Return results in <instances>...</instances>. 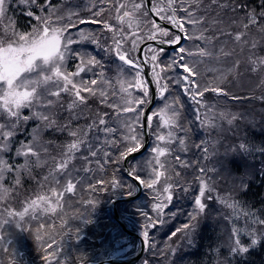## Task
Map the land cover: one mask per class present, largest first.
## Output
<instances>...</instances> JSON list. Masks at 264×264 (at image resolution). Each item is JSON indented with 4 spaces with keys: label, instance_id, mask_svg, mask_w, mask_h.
Instances as JSON below:
<instances>
[{
    "label": "trees",
    "instance_id": "obj_1",
    "mask_svg": "<svg viewBox=\"0 0 264 264\" xmlns=\"http://www.w3.org/2000/svg\"><path fill=\"white\" fill-rule=\"evenodd\" d=\"M70 1L73 2V0ZM118 1L123 3V0H97L96 4L97 6L101 5L104 15H107L110 10L114 12ZM129 1L132 2V0ZM45 2L46 0H36L35 3L30 4L32 6L30 7L27 4H21L19 0L10 1L7 14L14 24V29L19 33H29L35 21H32L26 11L37 14L38 9ZM51 2L53 5H58L61 1L51 0ZM130 3L128 2L127 5L129 6ZM219 5L222 6L210 4V0H201L200 7L193 5V10L197 16L209 15L213 17L216 15L227 19L228 23L242 21V24L238 23V29H233V35H226L228 38H233L236 32L253 28L254 25L248 29L243 27L249 15H255L258 22H264V15H261L264 13V0H219ZM84 12L87 16L86 9ZM178 12L180 10L177 11V16ZM144 19L151 20L149 15ZM74 22L79 21L75 20ZM108 23L110 24V22ZM147 26L146 23L143 29ZM79 27H86V25ZM115 27L120 28L121 25L117 23ZM123 30L130 37L129 41L123 45L124 49L128 50L131 48L130 44L133 37L126 25H123ZM175 35L169 32L167 38H159L162 41H171ZM103 49L101 48V53ZM88 51L92 52L93 50L89 49ZM101 53L97 56L102 60L104 56ZM177 53L179 54V51H164L162 55H159L158 63L172 64L174 59L179 60V56H174ZM170 55L173 56L170 57ZM133 58H136V53ZM109 60L110 58H108L107 64ZM148 62L150 63L151 60L149 59ZM237 66L238 70L234 71L236 76H233L231 72V75H228L219 84L215 80L212 81L213 86L218 85L229 95H217L215 92L207 91L202 98H198L203 100L204 107L196 104L189 96H183L179 86L173 84V80L177 78L182 69L174 67L163 71L166 72V77L170 78L167 81L170 86L169 93L178 97L176 104L180 109L178 122L184 129L183 131L179 128L175 129V135H184L183 138H188L190 143H186V149L180 154L171 150L168 155L162 157L166 161L168 171L165 177H162L154 186L155 190L141 184L142 194L137 200L118 203L116 206L120 218L128 229L140 233L141 236H143L144 231L149 234L140 260L144 264H264V226L257 223V221L264 219V151H261L264 148V114L258 110H264V99H261L264 97V84L259 81L260 71L252 72L251 68L245 65L244 60L240 61ZM247 71L256 74L252 82H249L247 78ZM221 72L220 69L214 77H217ZM232 78L238 79L239 82L236 83ZM208 79L210 76L203 74L198 82L203 87L205 83L209 84ZM231 83L233 86L236 85L232 91L230 90L232 93L229 92ZM238 103H241L244 111L249 113L246 114L245 121H241L243 119L242 112L236 114L238 119L235 121L241 125L239 128H229L231 133L228 131L219 134V138L217 137L216 140L218 143L213 145L196 143L208 134L205 128L196 121V109H199L200 116L204 118L203 114L210 108L211 104L213 106L224 105L221 108L224 109L228 106L238 108ZM91 105L93 109L97 107L98 112H95L97 116L94 117L93 114L87 113L86 115H89L90 118H86L85 121L81 116V119L70 121L68 116L57 114H55V119L58 124H75V128L82 123L87 125L86 123L98 119L101 112L105 111L96 101H92ZM26 116H30V113H27ZM8 118L0 110V123L7 121L11 123L15 119ZM39 123L35 119L25 121L20 118L16 121L17 128L14 137L11 138L10 151L0 153V157H3L13 166V171L5 173L4 178L0 180V222L5 219L9 221L0 227V264H49V262L51 264H94L103 259H108L112 253L119 251L122 246H118V243L125 238L131 243H138L121 231L115 223L111 211L113 201L128 196L126 186H133V194L136 192L133 182L125 176L122 160H120V153L124 150L125 144L120 143V138L117 135H115V144L113 145L104 143V140H100L97 144L93 143L94 147L100 148L101 151L97 156L100 158L99 162L92 163V166L89 165L88 160L84 159V156L87 155L86 148L76 153L79 162L78 167L81 168L78 171V177L74 175L75 171L71 167L68 170L79 183L74 194L64 196L62 210L58 208L57 212L52 214L37 209L35 214L26 215L22 221L17 217L7 216L6 209L14 212L23 211L26 203L35 199L38 193L47 192V187L50 185L46 184L42 188L41 183L54 163L51 157H59L65 146L73 140L67 133H61L62 136H60L54 133H59L58 131L45 130L41 135V140L48 147L49 152L42 154V158H47V162L41 166H36L35 158H31L33 166L28 171L20 170L17 174L16 169L24 164L25 158L17 156L16 150L22 143L32 139V133L35 131L34 125L36 124L37 127ZM215 134L213 132V135ZM241 143L248 146L247 151L239 150L238 146ZM205 147L208 148L207 153L202 150ZM104 151L109 152V157H104ZM144 155L131 159L128 162V168H132V162ZM177 156L180 157L179 160L176 159ZM115 157H117L116 160ZM87 166L89 167L87 168ZM93 167H95L94 170ZM203 168L204 171L201 172ZM85 169L89 170L85 171ZM136 169L139 177L143 175L147 180L152 176L153 168L151 173H146L143 169L141 172L139 171L140 168ZM214 169L224 170V173L229 174L230 177H239V186L236 183L238 180L230 183V189L235 191L233 199L237 207L230 209L220 220L211 213H205L208 218L204 215L205 221L199 220L195 224L188 239L183 236L184 232H178L175 236H171L172 232L190 221L188 213L195 210L194 200L198 195L199 175H203L204 180L209 181V185H211L212 175L215 173L213 172ZM167 177L171 178L167 179ZM17 179L20 180L18 185L16 184ZM64 179V176L60 177L62 184ZM113 179L117 181L116 186L112 184ZM166 182L174 186L171 190L173 195L171 201L163 198L167 195L163 193ZM4 189L10 191L5 193ZM157 192L161 193V199H157ZM211 200H207L211 212L213 209L217 211L216 204ZM145 202L163 203L166 206L163 208V212L157 216L156 213L150 211L149 205ZM237 210L249 215L238 214ZM142 213H148L149 216L156 217L163 223L151 227L148 218ZM142 219H145L144 223H140ZM17 224L20 227H17ZM41 224L43 227H40ZM221 225H224L225 229ZM252 229H255V238L258 241L254 245L251 243ZM37 236H40L39 240H37ZM237 238L241 245L248 247V252L234 253L232 251L236 247L235 240ZM168 240L173 243L174 247H164ZM48 244H52V247H47ZM158 250H161L164 256H157ZM46 255L48 260L45 259Z\"/></svg>",
    "mask_w": 264,
    "mask_h": 264
},
{
    "label": "snow or ice",
    "instance_id": "obj_2",
    "mask_svg": "<svg viewBox=\"0 0 264 264\" xmlns=\"http://www.w3.org/2000/svg\"><path fill=\"white\" fill-rule=\"evenodd\" d=\"M25 2V0H22ZM35 3L36 0H31ZM210 4L219 5V0H210ZM193 5L195 7H200L201 0H167L166 5L161 2V0H139V2H134L131 5V10H128V5L125 3H119L117 5L116 11L119 13L120 9H125L122 14L117 15L116 19L120 22L121 27L115 28L113 25L109 24L106 20H97L95 17L100 16L103 9L93 12V19L86 20L83 18L79 19L80 24L84 23H97L103 26L104 29L113 33L112 40L114 47H106L104 50L107 52H115L118 59L125 65H129L132 68L137 69L135 76L132 80H120L119 93H113L117 95L121 104L114 103L111 107L115 108L117 114L120 113H132L136 115L132 118H124L121 121V125L126 132L123 135V142H125V148L120 153V160H125L127 157L133 153H136L143 147V142L141 140V135L146 133H137L136 125L140 123L139 117L142 109H138L139 105L146 103V97H148V89L145 85L141 72L143 69L140 67L141 63L146 62L143 58H133L131 52H135L137 44L141 40H153L157 41V35L161 37H166L169 35V31L164 29L156 20L159 17L160 20H165L171 23L175 28H177L182 35H175L173 40L169 43L179 44L182 39L185 40H195L199 41V44H194L192 49H186L181 46L178 51L180 53L179 60H173L170 65H163L156 63L158 61L159 55H162L164 49L159 50L149 46V51L152 52L150 57L151 62H153L152 71L153 79L155 80L156 86L158 88V95L163 100L166 93L169 91L168 79L162 75L165 69L179 68L182 69L178 73L177 78L173 80V84L179 86L180 90L187 96L191 98L196 104L204 107L202 98L207 91L215 92L217 95H229L227 91L220 88L218 85H205L201 86L196 79L200 75L197 70V65L203 62L204 58H219V55L229 56L230 52L225 51L223 47L219 48V53L213 51L214 41L220 39V36L216 33L219 32L221 35H233L232 33H226L224 29L219 27V18H208L203 15L197 16L193 10ZM141 8L144 11L141 16L147 17L152 14L153 18L147 23L151 24V27L147 30L144 35H140V31L146 26L145 21L137 17L136 13L140 12ZM183 11L185 16L178 17L177 11ZM6 12V0H0V16H3ZM29 17H33V12L28 11L26 13ZM53 15L50 14L48 17H35L39 24L37 27L33 28L31 33L20 32L16 34L17 38L8 42L7 44L0 43V110H2L9 118H15L11 123L4 124L0 123V153L10 151L11 138L14 137L17 124L16 121L21 118V110L24 108L34 109L32 115L25 116L24 120L35 119L40 123L37 125L34 133H32V139L26 143H22L16 150V155L25 158L23 165H20L16 171L19 174L20 170L28 171L33 166V160L35 158V165L41 166L47 162V158H42V154H47L49 152L48 147L42 142L41 135L45 130L54 129L56 131H66L69 136L74 139L71 140L66 146L64 151L59 157L52 156L51 160L54 162L49 169L47 175L43 177V182L41 187L45 185H50L47 187V192H41L36 195L35 199L28 201L23 209V211L14 212L12 210L6 209L7 216L18 217L19 220H24L25 216L28 214H35L37 209H41L45 213L51 212L55 214L57 209H63V199L66 194H74L77 184L76 180L71 172L68 170L69 164L76 158V153L81 152L83 149H87L88 156L97 157L101 149L94 147L92 141L89 139V134L93 131L100 132L104 134V143L109 145L115 144L114 140H110L108 137L114 135L117 131L116 128L108 126L107 120L104 118L107 114L100 115L98 119H93L91 123L87 124L83 128L71 127L70 123L58 124L57 120L54 118L55 114L51 111L53 105L56 101L49 99L48 97H55L57 100L61 97L62 93H69L74 96L71 103L67 105V111L70 113L69 120L79 119L80 116L74 110L80 104L86 102L87 97L82 96L83 91H87L92 95H96L97 91L101 97H107L105 89H97L95 87H90L89 85H97V79H91L88 82L77 83L72 77L79 76L82 72L87 69L91 71L92 66H102L100 61L95 57H79L80 62L77 65L76 72L68 73L63 71L65 53L68 51V46L74 43L72 39L66 38L65 33L69 28L75 27V23H69L62 26H57L53 22ZM72 15L70 14L68 19L71 21ZM264 15V13H261ZM55 19L62 20L63 16H56ZM258 23L255 15H249L247 22L244 24V29H248L251 25H256ZM127 25L131 29V36L133 37L131 41V52L125 50L123 45L129 41V34L125 33L123 30V25ZM186 25H191L195 31L189 33L186 29ZM215 29V31H213ZM264 30V29H262ZM245 32H236L233 39L237 43L243 42V37ZM81 39H91L93 43L99 44L97 38L90 34H85L81 32ZM158 43H164V41H157ZM256 42H251V48H256ZM79 56V54H77ZM146 55V54H145ZM193 57H199L201 59L195 60L191 59ZM249 62L252 66L251 70L253 72L258 71L261 67H264V57L259 58H249ZM160 68V71H157ZM101 83L108 85V81L104 78V74L100 73ZM264 84V80L261 81ZM135 88L143 92V97H134L130 89ZM264 99V97H261ZM104 102V101H102ZM178 103V101H173L171 103L166 102L162 107H160L155 113L147 117L148 127H151L153 117H158L159 128L166 131L157 132L156 139L159 142L156 146L152 147V152L154 153V165L152 161H149L150 166L153 167L152 176L144 180L137 174V169L132 167L128 170V175L133 179H139L140 183L145 187L153 188L155 190V185L165 177L168 168L166 166V161L162 160L169 154L170 149L166 144H171L178 139L179 144L183 147L185 145V139L178 138L175 135L174 130L179 128L183 131V127L178 123V117L180 115L179 110L173 105ZM41 109H48L45 112ZM196 121L204 126L206 129L211 127H216L214 123L216 117L213 116L211 119L208 117L202 118L199 113V109L195 110ZM210 111V110H209ZM219 119H224L229 125H231L238 117L234 114H228L221 112L219 113ZM96 140H100L99 136L95 137ZM239 150L247 151L248 146L241 143ZM205 153L208 152V148L202 149ZM264 151V148L261 149ZM104 157H109V152H103ZM177 160L180 159L179 156L176 157ZM110 162V161H105ZM119 162V161H118ZM89 169H85L88 171ZM13 171V166L8 163L7 160L0 157V180L4 178V174ZM204 170L201 169V172ZM179 175V173H177ZM64 176V183H61L60 177ZM171 177H167L170 179ZM20 180H16L18 185ZM113 186H116L117 181L113 179ZM124 187V185H121ZM128 196L131 197L133 194V186L128 185ZM174 186L169 183H165L163 187V193L167 194V201L173 199L172 188ZM9 189H4L7 193ZM213 189L208 185L207 182L201 180L198 195L194 200L195 210L188 213L190 221L193 223H185L181 228L176 229L171 233V236H175L178 232H184L195 227V221L198 215L203 214L207 210V205L204 199L211 200L212 196L208 195L206 197V192L210 193ZM161 193L157 192V199H161ZM227 203L226 201H222ZM166 205L163 203H154L152 205V210L157 212L159 216L163 212V208ZM228 207L235 209L236 204H227ZM148 218L150 224L149 226L155 227L157 224L163 223L162 220L153 218L149 216L148 213H142ZM248 216V213H244ZM33 218L34 215H33ZM9 221L7 219L0 222V227L3 224H7ZM259 225L264 226V219L257 221ZM17 227H20L17 224ZM43 227V225H41ZM253 238L251 243L254 245L258 241L255 238L256 231L252 229ZM148 232L144 231L143 238L145 243L148 241ZM40 236H37V240ZM236 247L232 249L234 253H246L249 251L247 246L241 245L239 239L235 240ZM47 247L51 248L52 244H48ZM48 260V256H45ZM51 264V262H49Z\"/></svg>",
    "mask_w": 264,
    "mask_h": 264
},
{
    "label": "rangeland",
    "instance_id": "obj_3",
    "mask_svg": "<svg viewBox=\"0 0 264 264\" xmlns=\"http://www.w3.org/2000/svg\"><path fill=\"white\" fill-rule=\"evenodd\" d=\"M10 1H12V0H6V12L3 16H0V43H3V44H7L8 42H11L12 40L16 39L17 38L16 34L19 33L18 31H16L14 29V27H13L14 24L7 14V7L9 5ZM19 1L21 4H27L29 6H30V4H32L31 1L28 2L27 0H25V2H22V0H19ZM60 1L61 2L58 5H53L51 0H46L44 5L38 9V13L34 14L33 17H30L32 19V21H35V23L32 24V26H31L32 29H31V31H29V33H31L33 28L37 27L39 24V21L35 17H48L50 14H54L52 18H53V22L57 26H62V25L69 24V23H75L76 26L69 28L68 31L65 33V37L72 39L74 41V43H72L71 45L68 46V51L65 53V61H64L63 71L68 72V73L76 72L77 65L80 62L79 57H81V56L95 57L97 60L100 61V65H102V66H99V65L98 66H92L91 71H88L87 69H85V71L82 72L79 76H74L72 78L78 84L81 83L82 81L88 82L91 79H97V85H94V86L89 85V86L95 87L97 89H105V91L107 93V97L106 98L101 97L99 94V91H97L96 95H92L91 93H89L87 91H83L81 93V95L87 97V100L85 103L80 104L77 108H75L74 111L77 114H79V116L83 117L84 121L86 120V118H90L89 115H86L87 113L93 114L95 117V116H97V114L95 115V112H98V109H97V107L95 109H93L91 107L92 106L91 102L96 101V103H98L100 107L102 106L105 109V111L101 112V115H103L107 112V115L104 116V118L107 120V118L109 117V119L107 120L108 126L114 127L117 129L116 133L114 135L109 136L108 138L110 140L111 139L115 140V135H117L120 138V143H122L124 145L125 142H123V135L126 132V129H124L122 127L121 121L124 118L135 117L136 114L134 112H132V113H120L118 115L116 109L111 107V105H113L114 103L121 104V102H120L118 96L114 95L113 93L114 92L119 93V88H120L119 81L120 80H132L133 77L135 76L137 69L132 68L129 65L123 64V62H121L118 59V57L115 55L114 51L107 52L104 50L106 47H112V45H113V40H112L113 33L107 31L106 29L103 28V26H101L100 24H97V23H84L82 25H86V27H79V26H81V24L79 22H77V23L74 22L75 20L79 21L80 18H83L86 20L93 19V12L102 9L101 5L97 6V4H96L97 0H85V1L84 0H73V2H71L70 0H60ZM122 2L125 4H127L128 2L130 3L129 0H123ZM133 2H134V0H132V2L129 4L128 10H131V5ZM135 2H139V0H135ZM161 2L166 4L167 0H161ZM118 3H120V2L118 1L117 4ZM117 4H116V8H117ZM30 7H32V6H30ZM116 8H115L114 12H112L110 10V13L107 15H104V12L102 11L100 16L95 17V19L106 20L107 22H110V24L115 27V25L117 23L120 24V22L116 19L117 15L122 14V12L125 10V9H120V12L118 13L116 11ZM85 9L88 13L87 16L85 15V12H84ZM105 11H109V10H105ZM143 11L144 10L141 8L140 12H137L136 15L138 18L142 17L141 20L145 21V24H146L148 22V20H145L144 19L145 17L141 16V13ZM26 12H28V11H26ZM180 12H178V17L185 16L184 12H181L182 14ZM73 13H75L76 15H72L71 21H69L68 17L70 14H73ZM56 16H63L64 19L57 21L55 19ZM205 17L219 18V20H220L219 27L224 29V31L226 33H232L233 29H238V23L242 24V21H239V22L231 21L230 23H228L227 19H223L220 16L217 17L216 15L213 17L207 15ZM163 21L165 22V20H163ZM147 24H148V26L140 31V35H144L147 32V30L149 29L148 27H151L150 23H147ZM77 27H79V28L76 29ZM99 27H101V28H99ZM186 29L189 33L195 31V29L191 25H186ZM262 29H264V22H258L250 30H247V31L243 30V32H245V35L243 37V42H241V43L235 42L232 37L228 38L226 35H221L219 32H217L216 34L220 36V39L217 41H214L213 51L218 54L219 48L223 47L225 49V51L230 52L231 55H229V56L219 55L218 59L217 58H204L203 62H201L197 65V70L200 73V75L198 77H196V79L199 81L201 75L205 74V75H209L210 79H208L209 84L205 83L204 86L210 85V84L213 85V82H212L213 80H215L219 84V83H221V81L224 78H226L228 75H231L230 74L231 72H232L233 76L234 75L236 76V73L234 71L238 70L237 65L239 64L240 61H243V60L245 62V65H248L250 68H252V66L249 62L250 57H253V58L264 57V30H262ZM130 31H132V30L130 29ZM213 31H215V29H213ZM81 32L95 36L97 38V40L99 41V44L93 43V41L91 39H81ZM101 32H104V33H101ZM159 37H161V36L157 35V40L162 41V39H160ZM161 38H167V36L161 37ZM143 41L144 40L139 41V43L137 44L136 51H137L139 45ZM252 41L256 42L257 46L255 49L251 48V42ZM164 42H170V41H164ZM199 43H200L199 41H195V40H185V42L182 46L186 49H192L194 44H199ZM113 47H114V45H113ZM130 47H131V44H130ZM101 48H104L102 53H101ZM89 49H92L93 51L87 52V50H89ZM128 50L131 52V48H128ZM136 51L131 52V53H133L132 57L134 56ZM100 53L103 54V56H104V58L102 60L99 58V56H97V54L100 55ZM146 53H147L146 58L148 57V59H150L152 52L149 51V47L147 48ZM77 54H79V56ZM172 56L173 55H170V57H172ZM174 56H180V53L179 54L177 53ZM237 57H238V59H237ZM108 58H110V60H109V63L107 64ZM116 58H117V60H116ZM191 59L199 60L201 58L193 57ZM207 59H209V60H207ZM151 63L153 66V62H151ZM156 63H158V61ZM160 65L162 66L164 64H160ZM220 69L222 72L219 73L217 77H214V75H216ZM157 71L159 72L160 68H157ZM258 71H260L259 73H261V76L259 77V81L261 82L262 80H264V67H261ZM101 72L104 74V78L109 82L108 85H104L101 83V80H100V73ZM162 75L166 77V72H163ZM175 75H176V73H175ZM247 75H248L247 78H248L249 82H252L254 80V76L256 74L251 73V71H247ZM141 76L143 77V80H144L145 85L148 89L149 95H148V97L145 98L147 102L144 103L143 105L138 106V109H142V111H141V114L139 117L140 123L136 125L137 133H142V129H141L142 113H143L144 109L146 108V106L149 102V96H150L149 88H148L147 82H146L142 72H141ZM152 77H153V71H152ZM153 81H154L155 90H156V102H155L153 108L151 109L149 116L152 115L153 113H155L166 102L171 103L174 100L175 101L178 100V97L176 96L177 97V99H176V97H174L171 93H169V91H168V93H166L165 98L162 100L158 95V88L156 86L155 80L153 79ZM234 81H236V83L239 82L238 79H235ZM235 87H236V85L233 86V83H231L230 88H229V92L232 93L231 91ZM130 91H132L134 97H143V92L140 90L132 88V89H130ZM181 93L183 94V96L187 97V95H185L182 91H181ZM48 98L56 101V103L53 105L51 111L57 115H63L66 117L68 116V120H69L70 113L67 111V105L73 101L74 96L70 95L69 93H62L59 100H57V98H55V97H48ZM102 101H104V102H102ZM176 104L177 103H175L173 106L176 107L180 111V109L176 106ZM122 106L123 105L121 104V107ZM223 106H213L211 104L210 108H208L205 111L203 116L208 117L209 119H211L213 116H215L216 119H215L214 123L218 126L207 128V129L203 126L205 128V130L208 132V134L203 139L200 138L199 141H197L196 143H210L209 145H213L214 143H218L216 140L219 138L218 137L219 134L227 133L228 131L231 133L229 128L237 129L241 126L237 121H234L231 125H229L226 120L219 119V113L224 112V113L236 115V114L242 112L243 119L241 121H245V119L247 118V115L249 114L248 112L244 111L241 103H238V108H236V107L234 108L233 106H228L227 108L221 109ZM41 110L45 111V112L49 111L48 109H41ZM258 110L264 114L263 109H258ZM33 111H34V109H28V108L22 109L21 110V118L24 119V117L26 116L27 113H30V116H31L32 115L31 112H33ZM55 116H54V118H55ZM86 116H88V117H86ZM75 120H77V119H75ZM91 121L92 120H90V123H91ZM8 123H9V121H7L6 123L4 122V124H8ZM86 124H89V123H86ZM74 125L75 124H71V127L73 129H75ZM85 126L86 125L84 123H82L81 125H79V128H83ZM35 127H36V124L34 125V130H35ZM49 130L56 131L53 129H49ZM148 130H149L148 131L149 132V142H148L147 149L144 153L145 155L143 154L144 155L143 157H140V158L134 160L132 162L131 166H133L135 168H140L139 171H141V172L143 169V170H145L146 173H151L153 167L150 166L149 161H152L153 165H154V160H153L154 153L152 152V147L156 146L159 143L156 139V133L157 132H163L166 130L159 128V119H158V117H155V116L153 117L151 127L150 128L148 127ZM58 132L59 133H56V132H54V133L56 135H60V136H62L61 133H67L66 131H58ZM210 132L212 134L211 136H210ZM213 132L216 134L213 135ZM96 136H99L100 140L105 139L103 133L93 131L89 134V138L92 141V143L97 144L100 142V140L95 139ZM183 136L184 135H179L177 137L183 138ZM140 138L143 142V135H141ZM72 139H74V138L72 137ZM184 139H185V145L183 147L179 144L178 139L176 141L172 142L171 144H166L163 146L168 147L170 149V151L172 150L173 152L180 154L183 150L186 149V147H185L186 143H190V142H188V141H190L188 138H184ZM210 139H211V141H210ZM118 149H116V150H118ZM211 158H214V157H211ZM114 159L116 160L117 157H115ZM161 159L165 161L164 158H161ZM81 160H83V159L81 158ZM86 160H88L89 165L92 166V163L95 164L96 162H99L100 158L89 156ZM109 160H111V158H109ZM78 163L79 162L77 161V156H76V158L74 160H72V162L69 164V167H71L75 171L74 175L76 177H78V171H80V169H81L78 167ZM128 166H129V163H128ZM88 167L89 166H87V168ZM94 168L95 167H93V170H94ZM90 170L92 171L91 168H90ZM203 170H204V168H203ZM213 172H215V173H213V175H212L213 178L211 179L212 180L211 185H209V181L207 182L206 180H204L203 175H199V187H200L201 180H203V181L207 182L208 185L213 189V191H211L210 193L206 192V197L208 195L213 197V200H211V201L216 204L217 211H215V209H213L211 212V210H210L211 207L207 204L208 201L205 198L204 202L208 206L207 210L203 214L198 215L197 220L194 222L195 224L199 220L205 221L204 215L206 218H208V216L206 215L207 213L208 214L211 213L215 218H217L219 220L221 219V217L224 218V215L227 212H229L230 209H232V208L228 207L227 204H234L233 196L235 194V191L233 189L232 190L230 189L231 188L230 183L232 181L236 182V180H238L236 183H237V186H239V177H237V176L236 177H232V176L230 177L229 174L226 175V173H224L225 172L224 170L219 171L217 169H214ZM220 172H222V174H220ZM144 177H143V175H141V178L146 180ZM227 183H229V184L227 185ZM198 191H199V189H198ZM222 201H226L227 203H223ZM145 203L149 205L150 211L154 214L156 213V215H157V212L152 210V205L154 204V202L153 203L152 202H145ZM213 207L215 208V206H213ZM237 213L243 214L244 212L237 210ZM35 221H37V219H35ZM144 222H145V219H142L140 221V223H144ZM190 222L193 223L192 221H189V223ZM136 223H138V222L136 221ZM41 225H43V224H41ZM221 226L223 229H225L224 225H221ZM183 236L188 239L191 236V229L184 231ZM131 238H133V237H131ZM142 238H143V236H142ZM133 239H135V238H133ZM135 240L137 241V239H135ZM143 240H144V238H143ZM166 242L167 243L164 247H166V248L167 247L168 248L174 247L173 243L170 240H168ZM144 243H145V241H144ZM145 245H146V243H145ZM118 246H122V248L119 251L112 253L110 255V257H108V259L130 257L137 252L139 244L138 243H131L130 241H128L125 238V239L119 241ZM157 256L162 257V256H164V254L161 252V250H158ZM141 258L134 264H138L139 262H140L139 264H144L143 261H140Z\"/></svg>",
    "mask_w": 264,
    "mask_h": 264
},
{
    "label": "water",
    "instance_id": "obj_4",
    "mask_svg": "<svg viewBox=\"0 0 264 264\" xmlns=\"http://www.w3.org/2000/svg\"><path fill=\"white\" fill-rule=\"evenodd\" d=\"M149 16L151 17V19L153 18L152 14H149ZM156 20L164 29H166L170 32H173L176 35H182V33H180V31L177 28H175L173 25L166 23L163 20H160L159 17H156ZM157 41H159V40H157ZM157 41L147 40V41H144L143 43H141V45L137 49V58H143L145 60L144 51L149 46H154V47H157L160 49L163 48L164 51L177 50L182 46L184 39H182L179 44H171V43H165V42L164 43H158ZM140 67L143 69L142 72H143V75L147 81V84H148V87L150 90L149 102H148L146 108L144 109V111L142 113V118H141L142 133H146V134H143V147L139 151L129 155L127 157V159L122 161V166H123V169L125 171V176L128 179H130L133 182V184L135 185L136 193L134 195H132L131 197L125 196V197L118 198L111 205L112 216H113L115 223H117V225L119 226V228L121 229V231L123 233H125L126 235H128L130 237L137 239L139 246H138L137 252L130 257L105 259V260L99 261L95 264H134L142 257L144 250H145V243H144L143 238L140 236L139 233L131 231L125 226V224L123 223L122 219L120 218V216L116 210V205L118 203L133 202V201L137 200L141 196V193H142V186H141L139 180L133 179L132 177H130L128 175V170H129L128 161L132 158L141 156L145 152V150L147 149L148 142H149L147 117H148V115H149V113H150V111L153 108V105L155 103L156 91H155V87H154V84L152 81L151 73L147 69L146 62L141 63Z\"/></svg>",
    "mask_w": 264,
    "mask_h": 264
},
{
    "label": "bare ground",
    "instance_id": "obj_5",
    "mask_svg": "<svg viewBox=\"0 0 264 264\" xmlns=\"http://www.w3.org/2000/svg\"><path fill=\"white\" fill-rule=\"evenodd\" d=\"M123 167V166H122ZM136 193V192H135ZM134 195V194H133ZM125 197V196H124ZM118 199V198H117ZM114 202V201H113ZM112 205V204H111ZM117 206V205H116ZM126 226V225H125ZM130 230V229H129ZM125 234V233H124ZM126 235V234H125ZM142 237V236H141Z\"/></svg>",
    "mask_w": 264,
    "mask_h": 264
}]
</instances>
